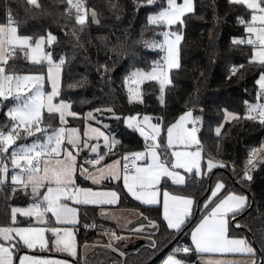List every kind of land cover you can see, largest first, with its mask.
Wrapping results in <instances>:
<instances>
[{"label": "snow or ice", "instance_id": "snow-or-ice-1", "mask_svg": "<svg viewBox=\"0 0 264 264\" xmlns=\"http://www.w3.org/2000/svg\"><path fill=\"white\" fill-rule=\"evenodd\" d=\"M26 2L36 10H43L38 0ZM157 3L158 0H143L139 6ZM228 4L240 9L235 20L242 29L241 36L231 37V45L250 46L251 55L247 64L233 65L227 79L231 80L238 74L243 79L242 70L246 67L258 68L259 72L254 81L257 86L255 102L243 101V116L223 109V122L215 128L218 138L225 124L241 120L264 128V0H228ZM5 9L6 22L0 23V110L6 109L4 116L8 123L0 125V185L10 177L12 192L23 191L30 202L27 207H11L8 222L0 225V264H67L63 259L39 257L35 254L37 247L41 252L67 253L78 260L72 228L79 222V211L87 213L95 211V207L87 206L100 207L101 215L120 227L121 217L107 213L105 206L120 204L122 196L125 200L131 197L140 205L148 206V211H152L150 206H162V219L153 220L139 213V224L128 230L147 236L153 255L168 243V237L178 238L177 245L165 254L159 264H189L187 260L178 258V254L188 255L193 251L225 256L240 254L243 257L242 261L210 258L205 264H264V243L258 253L247 237L236 231L245 227L238 217L249 207V198L230 186L223 173L214 171L223 169L230 172L234 178L232 184L244 186L245 182L252 181V172L264 164V140L258 147L247 151L238 172L235 161L218 158L219 147L216 153L202 155L204 148L199 134L204 118L194 115L192 109L166 123L163 115L153 116L140 111L118 114L112 106L95 107L84 115L82 133L78 127H69L68 118L79 120L80 116L73 110L71 100L61 96V73L67 62L66 53L55 51L61 38L50 30L38 36L21 33L23 21L13 16L10 5L5 4ZM193 11V0H182V3L166 0V6L160 0L159 10L147 15L145 27L159 29L156 35L162 39L142 42L146 49L157 52L159 58L152 61L150 71L135 68L125 76L123 83L127 89L128 105H144L145 94L141 85L152 81L159 86L157 99L161 108L167 107L165 91L172 84L170 74L181 67L179 46L183 33L180 29L185 24L186 14ZM62 16L66 21L64 36L73 38L80 48H84L80 34L91 25L102 26L97 11L90 9L86 0H66ZM69 21L72 23H67ZM97 39L103 43L106 37ZM110 50L117 55L123 51L119 47ZM19 55L34 67L39 66L40 70L20 74L19 66L10 63ZM44 67L46 75L42 70ZM99 68H103L105 73L109 71L107 64L98 65V74ZM45 81L51 85V91L46 90ZM203 111L201 108L200 112ZM45 113L48 123L44 122ZM57 120L58 124L52 123ZM111 121L115 122V127ZM118 132L136 144L140 143L136 139L138 135L142 138V149L119 151L124 148V141L117 137ZM164 132L168 148L176 145L184 149L173 151L171 159H162L159 154L165 151ZM28 137L36 138L30 143H17ZM180 170L187 174L188 180L199 185V198L176 194L183 189L173 186L187 187L186 176ZM121 172L123 187L119 190H94L80 183L81 180L90 181V185L99 186L104 181H120ZM69 202L75 206H70ZM32 218L37 224L46 226H31ZM24 221L29 226H22ZM85 227L89 226L85 224ZM161 227L164 232L158 235ZM46 232L51 233L47 239ZM104 234L109 241L102 247L125 255L113 244L126 237L115 230ZM161 236L164 237L163 244L158 243ZM186 236L190 237L191 243L179 246ZM85 264L89 262L85 261ZM92 264L119 262L107 253H100Z\"/></svg>", "mask_w": 264, "mask_h": 264}, {"label": "trees", "instance_id": "trees-1", "mask_svg": "<svg viewBox=\"0 0 264 264\" xmlns=\"http://www.w3.org/2000/svg\"><path fill=\"white\" fill-rule=\"evenodd\" d=\"M38 2L42 5V11L27 5L26 0H0V23L6 22L5 4H8L12 9L13 16L23 21L20 25L21 33L38 36L50 30L61 38L59 45L55 46L56 53L67 54V62L61 75V96L71 100L73 110L80 116L79 120L70 118L68 126L82 129L84 115L95 107L112 106L118 114L140 111L153 116L163 115L166 123L173 122L174 117L178 118L184 111L192 109L194 115H202L204 118L199 134L204 148L203 155L208 152L216 153L219 147L218 158L235 161L238 172L239 166H242L246 159L247 151L251 147H258L264 140V128L246 120L225 124L221 137L218 138L215 135L216 126L223 122V109L227 108L229 111L238 112L243 116L245 112L243 101L255 102L257 86L254 81L258 78L259 72L258 68L246 67L242 70L243 79L239 78V74L231 80L227 79L230 67L238 66L241 63L247 64L251 55L250 46L231 45V37L241 36L242 29L235 20V15L240 9L230 6L228 0H193L194 11L184 17L185 24L180 29L183 33V40L179 47L181 67L179 70H173L170 74L172 84L166 88L165 103L167 107L163 109L157 99L159 86L155 82L146 81L142 85L141 91L145 94V104L134 106L127 103V89L123 83L125 76L130 71L135 68L149 71L152 61L159 58L157 52L145 48L142 40L161 39L156 35L159 29L151 26L145 27L147 15L159 10L160 0L153 6H139L143 0H86L87 6L97 11L102 26L91 25L84 33L80 34L84 48L77 46L76 41L70 36H64L63 25L66 21L62 12L66 7L65 1L38 0ZM163 2L166 6V0ZM67 23L71 24L72 22ZM99 36L106 37V40L102 43L97 39ZM89 41L91 42L89 43ZM113 47L121 48L122 54L113 53L110 50ZM10 63L19 66L20 74L40 70L39 66L34 67L26 63L21 55ZM102 64H107L109 71L105 73L103 68H99L100 74H98V65ZM42 70L45 73V67ZM70 84L75 86L69 87ZM201 108L204 110L202 113L200 112ZM4 111L0 110V125L8 123L4 117ZM45 116L47 117L46 114ZM44 122L48 123V121ZM105 122L109 121L105 120ZM52 123L58 124V120ZM111 123L115 127V122L111 121ZM162 135L165 137V132ZM117 137L124 141V148L118 149L119 151H126L128 148L142 149V138L138 135L136 139L140 141L139 144L130 142L127 136H122L119 132ZM161 156L163 159H171L168 151L161 152ZM214 171L223 173L224 177H228L230 186L243 192L249 198V207L253 203L252 208L248 207L238 217L245 227L236 231L240 235H245L259 253L260 246L264 243V164L252 172V181L245 182L244 186L232 184L234 178L231 177L230 172L223 169ZM184 175L187 187L173 186L183 189L176 194L199 198L201 196L199 185L188 180L187 174ZM80 183L100 189L119 190L123 187L120 181L107 182L101 186H93L83 180ZM10 189L0 191V225L8 222L12 206H25L30 202L23 191L13 193L11 187ZM82 207L78 206L81 209ZM147 207L140 205L131 197H127L125 200L122 196V202L114 207V210L133 211L138 216L139 213H144L157 221L162 219L159 205L150 206L152 211H148ZM156 209H160V211L157 212ZM18 219L24 220L23 218ZM85 224L89 227H85ZM101 225L115 230L119 235L123 234L110 220L101 215L100 208L95 207V211L87 213L79 211V222L74 227L79 253L75 264H85V261L81 262L80 258L84 245L102 247L108 243L106 235H99L100 228H103L100 227ZM22 226H29V224L24 221ZM163 232L164 228L161 227L158 235ZM127 234L133 235L134 233L125 230L123 235ZM134 235L148 238L136 233ZM167 239L168 243L155 255H153L151 247L143 246L134 253L123 255L121 264H159L178 240V238L172 237ZM158 243H164L163 236ZM185 243L190 244L187 236L180 241V245L183 246ZM46 253L52 254L51 251H35L37 255ZM178 258L187 260L189 264H199L198 255L194 251L188 255L180 253Z\"/></svg>", "mask_w": 264, "mask_h": 264}, {"label": "rangeland", "instance_id": "rangeland-1", "mask_svg": "<svg viewBox=\"0 0 264 264\" xmlns=\"http://www.w3.org/2000/svg\"><path fill=\"white\" fill-rule=\"evenodd\" d=\"M21 58L26 62V63H28L27 62V60L21 55ZM28 64H30V63H28ZM31 65V64H30ZM151 70V69H150ZM149 70V71H150ZM46 67H45V75H46ZM29 74V73H28ZM61 75H62V73H61ZM135 86V85H134ZM45 88H46V90L47 91H51V85L50 84H48L47 83V81H45ZM141 88H142V85H141ZM5 111H6V109H4ZM46 115H47V113H45ZM45 114H44V117H45V121H48L47 120V117L45 116ZM87 114V113H86ZM5 117V116H4ZM6 118V117H5ZM71 117H69L68 118V120L70 119ZM47 123V122H46ZM90 123H93V126H96L95 125V123L94 122H90ZM69 127H71V126H69ZM83 128H84V124H83ZM83 128L82 129H80L81 130V133L83 132ZM37 135H40L39 133L37 134ZM36 137H28L27 139H25V140H22V141H18L17 143H30L32 140H34ZM183 148V146H179V147H177L176 148V151L177 150H181ZM11 151V150H10ZM160 154V153H159ZM18 171V170H17ZM122 177H123V172H121V180H122ZM114 182H118V181H114ZM7 186H4L3 187V185H0V191H2L3 189L5 190V189H7V190H11L10 189V187H9V185L11 184V181H10V177H9V179H8V181L5 183ZM4 184V185H5ZM9 184V185H8ZM121 184H122V186H123V183H122V181H121ZM12 188V187H11ZM138 202V201H137ZM69 205L70 206H75V205H72L71 204V202H69ZM12 207H14V206H12ZM15 207H27V205H25V206H15ZM76 207H78V206H76ZM10 212H11V208H10ZM111 213V212H110ZM115 215H117V216H120L121 217V219H120V221H119V224H120V227H118L117 226V224L112 220V219H110L111 220V222L117 227V228H119V230L120 231H122L123 232V234H124V232H125V230H129V227L132 225V224H134V221L135 220H137L138 218H139V216L136 214V212H133V211H120V212H116V213H114ZM50 215V214H49ZM137 215V216H136ZM18 218H22V217H18ZM24 219V218H23ZM53 220H54V218H53ZM54 222V221H53ZM31 226H34V227H45L46 225H40V224H37L36 223V221H35V218H32V220H31ZM68 227H70V228H72L71 226H68ZM100 227H103V228H100L101 229V232H99V235L100 236H105V232H108V231H112L111 229H109L108 227H106V226H104V225H101ZM72 231H73V238H74V241H75V244H76V238H75V231H74V228H72ZM121 235V236H125L126 237V239H124V243L123 244H128L129 243V241L130 240H132V239H134V238H137V237H139V236H135L134 234L133 235H129V234H127V235ZM51 236V233L50 232H46L45 233V238L47 239L48 237H50ZM106 237L108 238V241H109V237L106 235ZM117 246L116 248L117 249H119V246L121 245L120 244V242L119 241H117V242H114V244H113V246ZM177 245V243L176 244H174V246H176ZM85 246H87V247H85ZM173 246V247H174ZM179 246H181V245H179ZM91 248V252L94 250V249H96V246H93V245H90V246H88V245H84L83 246V249H84V253H85V250L87 249V248ZM172 247V248H173ZM102 248H104L105 250L107 249L108 251H111V249H108V248H105V247H102ZM83 249H82V251H81V253H80V258H82V256H83ZM36 250H38V251H40L39 250V247H37V249ZM35 250V251H36ZM120 250V249H119ZM76 251H77V254L79 255V253H78V250H77V244H76ZM170 251V250H169ZM52 252V254H44V255H38L39 257H41V258H52V259H63V260H65L66 262H67V264H75V261L77 260V259H75V258H73L72 256H70V255H68L67 253H57V252H55V251H51ZM91 252H89V255H90V253ZM117 253H119V252H117ZM37 255V254H36ZM86 255H84V258L83 259H81V262H84V261H86V257H85ZM199 259V258H198ZM93 260H90V262H92Z\"/></svg>", "mask_w": 264, "mask_h": 264}, {"label": "crops", "instance_id": "crops-1", "mask_svg": "<svg viewBox=\"0 0 264 264\" xmlns=\"http://www.w3.org/2000/svg\"><path fill=\"white\" fill-rule=\"evenodd\" d=\"M178 2V1H177ZM178 3H182V0H180ZM188 14H190V13H188ZM188 14H186V15H188ZM180 47V46H179ZM177 147H179V146H176V145H173L171 148H168L167 147V143H166V132H165V140H164V146H163V148L165 149V151L167 152H169V154L171 155V153L173 152V151H176V148ZM181 150H184L183 148L181 149ZM194 150V149H193ZM163 153V152H162ZM160 155H161V152H160ZM202 155H203V152H202ZM161 158H162V156H161ZM163 159V158H162ZM138 163H140V162H138ZM180 172H181V174L182 175H184L185 173H183V170H180ZM122 180H120V182H121ZM87 182H89L90 183V181H87ZM107 182H114V180L113 181H104L103 182V184L104 183H107ZM169 182H171V181H169ZM10 186L13 188V186L10 184ZM99 186H101V185H99ZM93 189L94 190H107V189H100V188H95V187H93ZM161 199H162V197H161ZM117 206V205H116ZM116 206H105V209H106V212L107 213H116V212H120V211H117V210H114V207H116ZM154 206H156V205H154ZM160 206V208H161V215H162V206L161 205H159ZM88 207H96V208H100V207H97V206H88ZM137 216V215H136ZM105 219H107V220H110V218H105ZM139 219V218H138ZM137 219V220H138ZM78 220H79V215H78ZM54 221V220H53ZM111 221V220H110ZM136 221V220H135ZM134 221V222H135ZM72 227V226H71ZM119 229V228H118ZM134 239H136V238H134ZM133 240V239H132ZM132 240H130V241H132ZM189 240H190V237H189ZM120 242V246L119 247H122V246H125V244H123L124 243V240H122V241H119ZM190 243H191V241H190ZM114 247H117L116 245L114 246ZM96 248H100V249H104V248H102V247H96ZM91 250V248L89 247V248H87L86 250H85V253H84V249H83V256H82V258L81 259H83L84 258V255H86L85 257H87L88 255H89V252H91L90 251ZM107 250V249H106ZM114 253H117V252H114ZM117 254H119L120 255V253H117ZM197 254V253H196ZM198 255V258H197V260H198V263L199 264H205V261L207 260V259H210V258H212V259H218V258H226V259H235V260H238V261H242L243 260V257L240 255V254H226V256L225 255H222V254H217V253H202V254H197ZM122 256V255H121ZM86 259V261H88L89 262V264H92V262H90V260L89 259H87V258H85Z\"/></svg>", "mask_w": 264, "mask_h": 264}, {"label": "water", "instance_id": "water-1", "mask_svg": "<svg viewBox=\"0 0 264 264\" xmlns=\"http://www.w3.org/2000/svg\"><path fill=\"white\" fill-rule=\"evenodd\" d=\"M253 206V203H251L250 208H252ZM140 222V218L138 220H136L134 222V224H132L129 229L137 226ZM146 223V221H145ZM149 244V239L148 238H145V237H137L136 239H133L132 241H129L128 244H125V246H122V247H119L120 251L125 253V255H127L128 253H134L136 252L138 249H140L141 247L143 246H148ZM100 253H107L109 256H111L112 258H114L116 261L119 262V264H121L122 262V256L117 254V253H114L112 251H108V250H105V249H100V248H96L94 249L90 255H88L86 258L89 259V260H94L96 258V256Z\"/></svg>", "mask_w": 264, "mask_h": 264}, {"label": "built area", "instance_id": "built-area-1", "mask_svg": "<svg viewBox=\"0 0 264 264\" xmlns=\"http://www.w3.org/2000/svg\"><path fill=\"white\" fill-rule=\"evenodd\" d=\"M65 1V3H66V0H64ZM161 38V37H160ZM162 39V38H161ZM231 68V67H230ZM132 87H135L134 85H132ZM232 185V184H231Z\"/></svg>", "mask_w": 264, "mask_h": 264}]
</instances>
